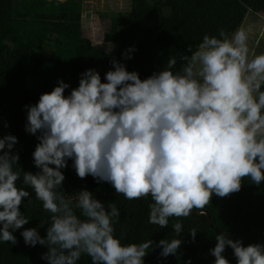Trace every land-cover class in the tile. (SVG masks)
<instances>
[{"label":"clouds","instance_id":"1","mask_svg":"<svg viewBox=\"0 0 264 264\" xmlns=\"http://www.w3.org/2000/svg\"><path fill=\"white\" fill-rule=\"evenodd\" d=\"M134 51L130 48L125 57ZM171 56L165 67L145 79L112 60L102 82L88 69L69 95L63 80L27 106L25 130L39 141L32 153L36 173L19 171L17 137L0 136V242L17 243L13 233L29 224L21 211L35 194L49 213L46 235L38 228L21 232L27 246L46 247L47 264H144L154 242L122 244L114 224L120 210L105 205L89 190L66 194L62 188L72 167L81 179L107 182L128 200L151 197L149 223L165 228L170 218L175 235L161 239L160 256L176 255L183 231L180 218L203 211L215 194L239 192L244 178L264 182V53H251L248 33L204 35L198 47ZM24 187L17 181L21 179ZM32 191L30 192L29 190ZM39 227V226H38ZM193 239L196 229L189 230ZM214 264H264V244L245 246L226 233L215 236ZM191 264V260L187 262Z\"/></svg>","mask_w":264,"mask_h":264},{"label":"trees","instance_id":"2","mask_svg":"<svg viewBox=\"0 0 264 264\" xmlns=\"http://www.w3.org/2000/svg\"><path fill=\"white\" fill-rule=\"evenodd\" d=\"M82 0H0V136L14 135L18 143L13 151L19 154L18 166L23 172L36 173L32 153L39 142L26 130L27 106L39 101L41 94L51 92L63 80L69 84L65 95L78 87L81 74L88 69L99 72L102 82L112 69V60L123 63L128 71H136L145 79L162 70L171 56L195 50L205 34L218 36L221 29L229 34L241 28L248 13H264V0H131L128 11L110 16L109 30L103 41L94 45L82 32ZM132 58L127 59L125 53ZM61 171L65 175L62 188L66 194L87 189L107 204L114 202L120 218L114 224L115 236L122 244L151 239L154 244L144 258V264H214L210 249L215 236L226 233L245 246L264 244V182L260 185L244 178L239 192L220 198L215 194L211 203L199 215L196 210L180 218L183 231L176 237L182 240L176 255L161 257V239H171L175 232L169 225L159 228L149 223L151 197L128 200L116 193L107 182H98L91 175L77 176L73 161ZM19 167V168H18ZM21 179L18 186L24 187ZM30 192L31 189H26ZM25 198L21 211L29 224L16 230L17 243L0 242V264H47L42 254L46 247L27 246L21 232L38 228L46 235L49 216L33 193L32 203ZM39 226V227H38ZM196 229L195 239L189 230ZM230 264H236L233 250L223 253ZM78 264H91L82 256Z\"/></svg>","mask_w":264,"mask_h":264},{"label":"rangeland","instance_id":"3","mask_svg":"<svg viewBox=\"0 0 264 264\" xmlns=\"http://www.w3.org/2000/svg\"><path fill=\"white\" fill-rule=\"evenodd\" d=\"M131 0H82V32L92 44L99 45L109 30L110 16L128 11ZM241 28L248 33L251 53H264V13H248Z\"/></svg>","mask_w":264,"mask_h":264}]
</instances>
